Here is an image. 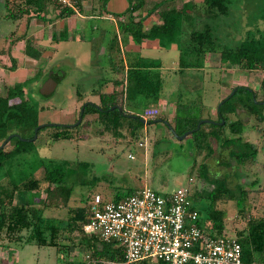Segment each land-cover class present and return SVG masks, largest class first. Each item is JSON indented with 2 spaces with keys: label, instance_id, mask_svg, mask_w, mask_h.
I'll use <instances>...</instances> for the list:
<instances>
[{
  "label": "rangeland",
  "instance_id": "rangeland-1",
  "mask_svg": "<svg viewBox=\"0 0 264 264\" xmlns=\"http://www.w3.org/2000/svg\"><path fill=\"white\" fill-rule=\"evenodd\" d=\"M94 1L98 4L99 9L94 8L93 11L98 9L97 14H100V19H85L73 13L68 17L70 19L68 23L69 26L75 24L76 27L64 30L67 34L65 40H53L51 34L58 35V30L55 27L38 26L40 21H48L46 4H41V11H37L38 14L34 11L36 8L30 4L28 5L30 7H25L29 10L24 11L22 9L25 6L23 0L8 1L9 5L5 0H0V50L9 51L7 54H0L1 96H4L7 86L28 79L29 82L23 87V90L25 96L38 109L39 125L69 126L71 136L67 140L54 142L48 139L49 133L53 131L52 128L42 129L38 137L32 141V151L28 154L27 163L22 169H28L29 163L45 164L51 160L69 162L65 184L72 188L70 199L67 201V205L71 207L81 205L83 198L92 193L99 194L103 200H114L121 199L120 197L123 198V196L144 187L163 196L177 188L186 187L191 194L194 190H209L214 179L225 177L226 184L230 188H235V183H238L246 192L242 213H238L234 201L216 202V207L225 212L223 233L234 237L236 231L244 227L247 217L264 215L263 123H257L253 116L246 114V111L239 114L236 113V110L234 111L233 115L243 120L242 140L253 143L257 150L255 159L246 161L242 165H236L231 158H228L224 150L222 151L223 158L219 157L217 153L219 146L212 138L209 139V146L213 150V154L205 155L202 151L194 156L195 146L190 134L181 138L186 131L181 134L172 133L168 130L170 129L169 122L164 118H161V121L152 122L153 119L159 118L157 115L152 118L150 123H142L133 135L128 132L126 124L119 128L116 134L105 130L94 113L84 115L75 124L79 108L74 99L75 91L83 93L89 88L96 87L95 80L92 81L95 78L92 77L94 74L101 78L99 80L109 79L106 78L109 61L113 62L116 59L112 50L109 51L110 48L105 52L102 48L100 49L104 45V43L102 44L104 40L107 41L110 38L113 39L115 35H119L114 29L116 18L103 12L104 8L107 11L108 1ZM110 1L113 4L114 0ZM127 1L125 0L126 3ZM192 2L191 19L184 20L178 40H173L168 46L165 45L167 47H162L157 43L156 38L149 39L156 46L147 50L149 57L137 58L141 63L148 64L146 60L155 62L156 65L148 67V70L151 76L158 73L162 84L158 94H163L165 100L174 103L175 114L178 116L176 120L182 119L183 121L187 118L201 117L200 103L203 99L209 98L204 94L223 93V97H225L231 91L233 92L234 86L237 85L244 86L247 92L254 91L256 101L263 100L264 88L259 83L262 71L260 69L248 71L241 67L220 63L218 60L219 48L206 53L198 68H186L179 71L177 66L178 46H182L184 43L182 41L186 40L190 31L200 29L203 23L214 25V33L219 42L229 46L243 39L246 30L255 34L256 29L263 31L264 21H259L255 15L259 13L261 3L257 4V0H231L228 15L215 17L211 20L205 13L200 0ZM38 4H40L38 1L34 2V5L38 6ZM16 5H22L21 12H18ZM175 9L180 10V4H177ZM78 10L80 14L87 13V11L83 12L82 6L78 7ZM248 15H251V18ZM154 16L149 20H153ZM253 18H256L254 22H252ZM25 39L30 40L32 48L39 52L37 57L31 58L21 50ZM128 51L125 49L126 56H128ZM24 54L30 59L26 58ZM14 62L22 67L16 70L11 69ZM30 64L33 69L25 67ZM130 64H132L131 61L128 65ZM1 65L5 67L2 68ZM48 65L47 72L45 74L41 72V75L38 76L39 79L34 81L35 68ZM37 71L39 70L37 69ZM50 71L61 72V77L51 91L52 93L47 96L42 90V85L46 82L47 74ZM63 73L64 75H62ZM88 77L91 79H87ZM116 77H121V74L118 73ZM124 78L125 72L122 79L123 85ZM45 86L48 88V84ZM236 96L245 98L246 94L236 92ZM155 103L146 102L142 98L135 99V107L139 106V108L133 109L137 114L128 113L135 118L140 117L144 110L150 109L145 107ZM127 104L129 103L127 102ZM256 106H258L257 109L262 108L260 105ZM142 107L143 109H141ZM123 111L126 110L123 109ZM261 113H264V109L261 110ZM205 116L211 119L216 118L214 114ZM205 116H202L198 121L205 119ZM234 116L230 117L234 118ZM135 118L129 119L131 127L135 123ZM178 128L176 126L174 130L178 131ZM224 134H228L227 129ZM2 147L5 151L9 150V142L7 141ZM129 154L132 156L131 158L128 157ZM80 162L85 163L86 167L80 165ZM33 169L36 170L33 175L37 177L40 168L34 166ZM200 170L204 171L206 178L200 175ZM18 174H21L20 170ZM27 196V192L15 194L13 203H24ZM205 204L206 199L204 198L199 201L191 200V205L198 211L199 221H206L203 209ZM46 214L52 218L63 220L66 217V205L58 201L56 205L47 208ZM1 236L0 242L5 243L6 241L2 240L4 234ZM65 236L66 233H62L61 237L57 238L60 243L49 248L12 245L9 250L6 248L9 245L1 247L3 243H0V264H79L87 258L88 254L83 252L80 246L72 245ZM30 250H37L34 262L31 259Z\"/></svg>",
  "mask_w": 264,
  "mask_h": 264
},
{
  "label": "trees",
  "instance_id": "trees-1",
  "mask_svg": "<svg viewBox=\"0 0 264 264\" xmlns=\"http://www.w3.org/2000/svg\"><path fill=\"white\" fill-rule=\"evenodd\" d=\"M36 1L40 3L38 6L34 5ZM80 1L78 0V6ZM192 1L128 0L127 6L123 11L112 15L116 18V28L119 33L127 34L132 43L138 44L143 39L156 38L157 43L164 47L165 45L168 46L171 41L178 40L184 20L191 19L190 16L193 12ZM257 1V4L261 3V6L259 13L255 14L257 17L254 16L259 21H264V0ZM51 2L58 7L54 0H23L25 6L22 9L27 11L29 9L25 7L34 6L36 8L34 11L39 13L37 11H41V4ZM200 2L211 20L215 17H226L230 11L231 0H200ZM6 3L9 5L8 1ZM29 4L30 6H28ZM177 4H180V10L175 9ZM16 7L18 12L22 11H20L22 5H16ZM58 8L60 17L71 14V11L64 7ZM256 8L258 9L257 5ZM151 15L158 17L159 22L157 24L152 23L145 28L143 22ZM248 16L251 18V15ZM256 18H253L252 22ZM214 29V25L203 23L200 29H193L189 32L186 40L182 41L184 42L182 46L177 48L178 70L200 67L204 55L219 48L218 60L220 63L241 67L248 71L260 69L262 75L259 83L264 88V30L256 29V34L246 30L243 39L229 46L219 42ZM57 34L55 36L52 33L51 39L65 40L66 37L61 31ZM116 39L117 36L115 35L113 39L110 38L108 40L107 49L110 48L108 50H112L114 55H120ZM23 51L31 58L39 55V52L32 48L28 39L24 40ZM3 52L1 49L0 54ZM146 61H148V64L145 62L141 63L137 59L132 64H127L124 85L123 80L113 82L115 86L123 85L119 91L113 89L109 93L97 94V104L91 101H86L84 105V102L81 103L78 108L79 111L83 105L81 118L84 115L94 113L96 119L103 125L105 130H110L116 134V131L126 124L128 132L133 135L142 124V121L139 116L134 117L135 123L131 127L129 119L132 116L129 115V111L126 110L124 112V107L122 108L121 106L124 104L126 105L124 109L131 110L132 114H137L134 109L139 108V106L135 107V99L142 98L146 102H156L162 85L158 73L151 76L148 70V67L156 65L155 62ZM118 68L122 69L121 65ZM28 82L29 80L27 79L23 82L15 83L6 88L4 96L0 95V143L8 135H12L8 140L10 149L5 151L3 147L0 148V237L4 234L2 240L6 241L5 243L0 242L3 243L0 246L9 245L6 247L9 250H11L12 245L20 247L31 245L41 248L55 247L60 243L57 241L58 236L61 237L62 233H66L65 237L72 245L80 246L83 252L88 254L87 258L79 264H91L89 262L102 264L105 261L121 262L123 260V252L118 242L115 240L105 242L95 235L84 233L82 230L89 214V201L95 193L86 195L81 205L72 207L67 205L72 191V188L65 184V175L67 169H69V162L66 160L56 162L51 160V162L48 161L45 164L35 165L34 163H29L28 169H22L27 163L28 154L32 151V141L21 140L20 138L30 139L33 136L35 127H38L36 138L45 127H50L53 130L48 136L51 141H64L71 137L69 126L58 124L39 125L38 109L24 94L23 87ZM103 82L105 83L106 80H103ZM236 92L244 93L246 97L236 96ZM45 95L49 96V94ZM225 97L218 100L214 106L216 118L204 117L213 122L201 123L195 129L198 119L202 116L195 119L187 118L182 121V119L176 120L178 116L175 114L171 128L174 130L176 126L179 127L178 131L174 130L177 134L192 130L190 136L192 141H194V156L202 151L205 155L213 154V150L209 146V139L212 138L219 146V151L217 152L219 157L223 158L222 151L224 150L228 158H231L236 165H242L246 161L254 160L257 150L253 143L242 140L243 120L234 116L233 113L235 109H245L246 114L253 116L257 123H263L262 130L264 134V113H261V110L264 109V99L256 101L255 92L251 90L247 92L245 87L240 85L234 86L232 94L229 93ZM202 103L204 104V102ZM114 105H117L120 110L114 108ZM256 105H260L262 108L257 109L258 106ZM231 115L234 118H231ZM157 119L162 120L161 117ZM151 120H147L146 123H150ZM220 120H223V123L217 124ZM225 129L228 130V134H224ZM79 164L86 167L85 163L80 162ZM34 166L38 169L40 168V173L37 177L33 175V172L36 171L33 169ZM204 166L206 165L204 164ZM19 170L20 175L18 174ZM199 172L203 178H206L203 170ZM212 184L209 190H194L188 198L195 201H199L201 198L206 199V204L203 207L206 221H199L197 217L198 226L205 227L211 233L219 235L224 232L223 218L225 212L216 207V202L234 201L238 213H242L246 192L242 185L238 183H235V188H230L226 184L225 177L223 179H214ZM23 192H27L28 195L25 202L20 204L13 203V196ZM120 198L122 199V197ZM58 201L66 205V217L63 220L52 218L46 214L47 208L49 209L50 206L56 205ZM189 208L196 211L193 205H190ZM196 212L198 213V211ZM234 237L241 248V261L243 264H264V215L247 217L244 227L237 230ZM133 264L165 263L142 260Z\"/></svg>",
  "mask_w": 264,
  "mask_h": 264
},
{
  "label": "built area",
  "instance_id": "built-area-1",
  "mask_svg": "<svg viewBox=\"0 0 264 264\" xmlns=\"http://www.w3.org/2000/svg\"><path fill=\"white\" fill-rule=\"evenodd\" d=\"M54 2L79 14L78 0ZM143 112L140 118L144 121L158 113L156 109ZM189 195L185 187L165 196L144 187L119 200H103L94 194L82 230L105 242L115 240L122 247L121 262L102 264H133L142 260L165 264H243L235 237L223 232L216 235L198 226L197 212L189 208Z\"/></svg>",
  "mask_w": 264,
  "mask_h": 264
},
{
  "label": "crops",
  "instance_id": "crops-1",
  "mask_svg": "<svg viewBox=\"0 0 264 264\" xmlns=\"http://www.w3.org/2000/svg\"><path fill=\"white\" fill-rule=\"evenodd\" d=\"M106 1H108V4H107L108 7H107V11L105 10V8L103 9V12L105 14H111L112 15V14L120 13L127 6V3L125 2V0H114L113 4L111 3L110 0H106ZM46 5H47V8H48V14L47 15H49L48 16V21L47 22L40 21V23H38V26L40 25V27L42 26V27H46V28L55 27L56 30H58L57 33L59 31H61L64 34V36L66 37L67 34H66V32L64 30L67 29V28H75L76 27L75 24H73L72 26H69V23H68L70 21V19H68V17L72 16L73 13H71L68 16L60 17L58 15L59 14V8L56 5H54L52 2L51 3H46ZM80 6H82L84 8L83 12L87 11V13H84V14H80L79 13L77 16H80L81 18H85V19H88V18H91V19H97L98 18V19H100L99 18L100 14L99 13L97 14V11H98L99 8H98V4H96V1H94V0H81L79 2V6L78 7H80ZM94 8H98L97 11L96 10L93 11ZM152 16L153 15L149 16L143 22V24L145 25V28L147 26L151 25V23L157 24L159 22V19L156 16H154L153 20H149L150 17H151V19L153 18ZM102 19H104V18H102ZM105 20L111 21V20H108V19H105ZM61 26H62V28L60 29ZM114 29L119 34L118 36L116 35L117 36L116 41H117L118 46H119L120 55H116V59L113 62L109 61L110 64H108L109 67H107V71H106V78H109V79H107L106 82L104 83L103 80H99V79H101L100 77H98V76H96L94 74L92 77H95V78H93L92 81L95 80L96 87L89 88V89L85 90L83 93L79 92L78 90L75 91L74 99H75L76 102L75 101L74 102L78 103V106H80L81 103L86 102V101H91V102L97 104L98 103L97 94H99V93H109L113 89L116 90V91H119L123 87L122 84L115 86L113 82L116 81V80H122L123 79V75H124L125 69L127 68V64H129L130 61H131V63L134 62V60H136L138 57H143V58L149 57V54H148L147 50H150V49H152L153 47L156 46L155 43L153 44L152 40H149V39H147V40L144 39L143 41H141L139 44L136 45V44L132 43V41L130 40V37L127 34L119 33L115 26H114ZM32 35H33V32H32ZM108 40L107 41L104 40L102 42V44L104 43V45L102 47L99 46L100 49L102 48L103 52H105L106 49H107ZM125 49L129 50L128 51L129 52L128 56H126ZM21 50H24V42H23V48ZM3 51L4 52L2 54H7L9 52L8 50H3ZM24 56L26 58L30 59L25 54H24ZM26 61H27V59H26ZM29 63H31V62H29ZM13 64H14V66L11 68L13 70H16V69L22 67V66H19L20 64H16L15 62ZM4 65L7 66L8 64H4ZM31 65L32 64L26 65L25 67L33 69L31 67ZM120 65H121L122 69L118 68V66L120 67ZM5 66H2V68L5 67ZM44 66L35 68L36 72H35V74H33V77H34L33 80L34 81L39 79L38 76L41 75V72L45 74L47 72V70L49 69V65L46 66V67H44ZM37 69L39 71H37ZM118 73L121 74V77H119V78L116 77V75L118 76ZM62 75H64V73ZM87 79H91V78L88 77ZM204 96L205 97H209V98L208 99L205 98V100L202 98L203 99L202 102H204V104L202 102L200 103V104H202V106H201V114L202 115L201 116H205L207 114H215V112H214L215 111L214 110L215 107L214 106H215V104H216V102L218 100L223 98V96H224L223 93L222 94H209V95L204 94ZM121 107L125 108L126 105L123 104ZM145 108L156 109L157 112H158L157 113V117L164 118L165 121H168L170 126H172L173 117L175 115V110H174L175 105H174V103L172 101L169 102V101L165 100L163 94H159V97H158V99H157L155 104H151V106H148V107H145ZM141 109H143V107ZM125 110L129 111L130 113H133L131 110H128V109H125ZM30 251H31V259L34 262L36 260V251L37 250H30Z\"/></svg>",
  "mask_w": 264,
  "mask_h": 264
},
{
  "label": "water",
  "instance_id": "water-1",
  "mask_svg": "<svg viewBox=\"0 0 264 264\" xmlns=\"http://www.w3.org/2000/svg\"><path fill=\"white\" fill-rule=\"evenodd\" d=\"M60 77H61V72H59V71H57V72H54V71H50V72H48V74H47V80H46V82H44L43 83V85H42V87H43V91L46 93V94H49L52 90H53V88H54V86H55V84L58 82V80L60 79ZM46 84H48V88H45L46 86ZM234 91V90H233ZM230 94H232V91L230 92ZM226 98V97H225ZM224 98V99H225ZM221 103V102H220ZM85 104V102L83 103V105ZM83 105L81 106V108L79 109V111H78V119H77V121L75 122V124H77L79 121H80V119H81V112H82V109H83ZM114 108H116L117 110H120L119 109V107L117 106V105H114L113 106ZM112 107V108H113ZM236 110V113L237 114H239V113H242V112H244L245 113V110L244 109H235ZM132 117H135V116H132ZM141 121H142V123H144V121L142 120V119H140ZM156 121H160V120H158V119H155V120H153V122H156ZM205 122H207V123H210V122H212V121H210L209 119H202V120H200V121H198L197 122V125H196V127H195V129H197L198 127H199V125L201 124V123H205ZM167 123V122H166ZM219 123L220 124H222L223 123V120H220L219 121ZM74 124V125H75ZM48 125H51V124H48ZM169 128H170V131L172 132V133H175L173 130H172V128L170 127V126H168ZM37 128L38 127H36V128H34V130H33V136L30 138V139H23V138H20L21 140H28V141H33L35 138H36V130H37ZM191 131L192 130H188V131H186L185 133H183V135H182V137L181 138H183L184 136H186V135H188V134H190L191 133ZM12 135H8L1 143H0V148L5 144V143H7V141L9 140V138L11 137ZM19 138V137H18Z\"/></svg>",
  "mask_w": 264,
  "mask_h": 264
},
{
  "label": "clouds",
  "instance_id": "clouds-1",
  "mask_svg": "<svg viewBox=\"0 0 264 264\" xmlns=\"http://www.w3.org/2000/svg\"><path fill=\"white\" fill-rule=\"evenodd\" d=\"M140 119H142V118H140ZM143 120V119H142ZM144 121V120H143ZM145 123L147 122V121H144ZM144 124V123H143Z\"/></svg>",
  "mask_w": 264,
  "mask_h": 264
},
{
  "label": "flooded vegetation",
  "instance_id": "flooded-vegetation-1",
  "mask_svg": "<svg viewBox=\"0 0 264 264\" xmlns=\"http://www.w3.org/2000/svg\"><path fill=\"white\" fill-rule=\"evenodd\" d=\"M5 1H7V0H5ZM52 92H50L49 94H51ZM242 113H244V112H242Z\"/></svg>",
  "mask_w": 264,
  "mask_h": 264
}]
</instances>
